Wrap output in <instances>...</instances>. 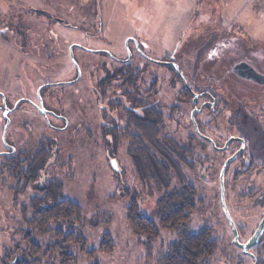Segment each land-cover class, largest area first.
Here are the masks:
<instances>
[{
  "label": "rangeland",
  "instance_id": "1",
  "mask_svg": "<svg viewBox=\"0 0 264 264\" xmlns=\"http://www.w3.org/2000/svg\"><path fill=\"white\" fill-rule=\"evenodd\" d=\"M41 11L44 14H41ZM46 12L53 17H47ZM101 14L104 15V24L108 26L112 44L103 41L93 43L91 40L99 34L101 19L98 16ZM142 15H147L148 18L140 23ZM57 19H63V22L56 21ZM133 26L142 27L141 31L145 27H158L159 30L156 31L158 33H154L157 34L156 41L167 44L169 50L180 44L185 46L189 43L191 53L188 51L190 54L186 55L184 58L186 60L181 61L186 73L193 71L197 59L202 55L205 59L200 60V63L203 66L208 64L206 65L208 69L218 63L222 65L219 68L220 73L217 74L223 79L229 76L227 70L230 66L237 60L248 57L247 54L256 57L253 61L264 71V0H0V31L6 28L5 38L2 39L0 35V42L9 44L17 53L13 64L8 65L7 58L15 53L12 48L0 46V74L2 77L10 75L11 78L15 75L17 76L15 79L18 77L22 79L27 75L26 79L30 76L35 84L40 85L55 78L50 77L55 76L52 72L54 71L52 62L59 59L61 62L58 61L57 65H62L63 68L61 78L71 79L76 73L69 59L71 43L88 44L89 47L97 49H119L124 45L123 34L130 32ZM175 33L177 35H174ZM22 44L28 53L25 56L18 49V45ZM75 53L82 64V81H79L70 92H62L61 97L55 92L48 98L51 102L48 103L49 110L57 107V103L59 106L63 104L61 107L65 111L67 121L64 122L60 117H52L51 114L49 118L38 115L39 119L35 121L40 124L38 130L63 136L65 138L63 149L71 148L63 158L65 162L73 158V176H67L66 171L61 173L62 170L57 173L59 178L68 183L65 187L66 192L64 191L65 197L76 200L82 206L83 222L78 233L86 238L87 249L98 250L100 243L107 236L112 239L115 246L113 252L97 251L95 257L91 259L86 253L79 251V247L71 245V251L76 256V261L72 264H157L159 255L177 238L178 233L171 229H161L160 238L153 243L149 254L145 236L136 234L130 227L126 216L133 201L139 204L145 215L158 222L157 201L161 193L153 186L149 188L141 183L127 154L126 144H120L115 147L116 149L113 147L111 153L108 152L102 139L103 124L97 114L98 107L93 104V97L84 91L87 74L85 66L91 61V54L78 48L75 49ZM22 56L25 59L21 69L20 65H17L18 59ZM189 57L192 60H189ZM157 72L163 76L161 97L167 102L168 97L164 93L169 94L170 90L169 71L167 68H157ZM97 74H100V70ZM14 82L15 85L18 84L17 79ZM227 101L232 102L230 99ZM184 113L189 115V107ZM2 114L0 111V126L3 123ZM15 117L18 121L17 128L25 130L26 126H21L23 114L15 113L13 118ZM229 117V113H222L218 117V126L211 125L217 136L220 132L224 133L223 143L230 132ZM244 118L245 115L242 117L243 123ZM51 125H54V128ZM180 132L182 136H186L188 130ZM194 157L197 160L195 171L185 164L182 168L190 180L199 185L201 189H198L199 197L203 199V203L196 207L190 228L197 231L207 223L218 240L210 264H256L254 247L245 251L234 243L232 222L222 210L219 196L214 198V190L212 192L211 189L215 188L217 194L219 193L217 179L220 166L225 162L227 155L216 154L209 145L206 149L198 145L195 147ZM112 159L117 160L116 170L111 165ZM206 161L210 162L207 163L210 165V172H206L205 181L201 179L200 163ZM121 171L124 173L123 180L130 190L124 188L117 176V172ZM225 183L226 187L229 186L228 175L225 176ZM180 184L176 178L174 185ZM247 186L244 180H240L234 189L228 191L225 200L241 243L254 233L264 213V210L255 206L252 200H242L238 197V192L248 190ZM6 210L8 216L14 217L10 223L5 220L3 222L0 218V264H3L1 257L3 248L14 244L12 237L20 240L19 234H14L10 229L18 228L19 223H23L18 209L14 210L11 206ZM2 230L5 232L1 233ZM35 238L41 243L49 240L47 235L40 233L36 234ZM51 261L43 264H59L58 259Z\"/></svg>",
  "mask_w": 264,
  "mask_h": 264
},
{
  "label": "flooded vegetation",
  "instance_id": "2",
  "mask_svg": "<svg viewBox=\"0 0 264 264\" xmlns=\"http://www.w3.org/2000/svg\"><path fill=\"white\" fill-rule=\"evenodd\" d=\"M41 14L44 13L41 11ZM46 16L53 17L48 12ZM98 17L101 19L99 34L91 38L92 42L103 41L112 44L108 26L104 24V15L101 14ZM146 17L147 15H142L140 23L148 18ZM56 21L62 23L63 19ZM141 28L133 26L130 32L123 34L124 45L119 49H97L89 47L88 44L71 43L69 59L76 70L75 77L71 79L61 78L63 68L62 65H57L59 59L52 62V69L54 68L52 72L55 76L50 77L55 78L40 85L35 84L30 76L26 79L27 75L24 76V74L22 79L16 78L18 84L15 85L14 80L17 76L2 77L0 74V111L3 113V123L0 126L2 127L0 131V218L3 222L5 220L10 223L14 215L8 216L6 209L12 206L14 210L20 211L23 220L18 228L10 229L14 234H19L20 240H16L13 236L14 244L3 248L1 256L3 264H13L17 259L23 258L22 253L30 246V241H37L35 237L39 232L33 229V215L35 210L46 208L49 194L57 193L61 195V199L79 203L65 197L64 191L68 183L59 178L57 173L62 170L61 173L66 171L67 176H73V158H69L66 162L63 158L67 156L71 148L63 149L65 138L47 134L45 130H38L40 124L35 121L39 119V116L49 118L50 114L52 117L62 118L64 122L67 121V116H64L65 111L61 107L63 104L60 103L62 105L59 106L57 103V107L49 110L48 103L51 104V102L48 98L55 92H58V97H61L62 92H70L79 81H82V64L75 53L77 48L91 54V61L85 66L87 74L84 91L93 97V104L95 103L98 107L97 114L103 124L102 139L108 152L111 153L113 147L117 148L120 144H126L127 154L145 187L151 186L143 178L144 166L149 169V164L143 162L142 152L146 146L152 147V153L158 161L165 160V153L167 154L171 175L169 185L173 188L184 186L195 192L196 201L200 205L203 203V199L199 197L201 189L190 180L187 173L183 171L182 165L185 164L186 167L195 171L197 166V160L194 157L195 147L200 145L206 149L209 145L216 154L227 155L225 162L220 166L217 179L219 195L217 189H211L212 192L214 190V198L219 196L221 208L228 215L232 225L235 224L229 216L225 200L228 191L234 189L240 180L247 183L248 190L238 192V197L242 200H252L255 206L264 210V71L260 70L253 61L256 57L247 54L248 57L234 62L227 70L229 76L224 79L217 74L220 73L219 68L222 66L220 63L211 69L207 68L208 64L203 66L200 63V60L205 59L204 55L197 59L193 71L186 73L181 61L186 60L184 59L186 55L191 53L189 43L185 46L180 44L169 50L167 44L156 41L157 34L154 33H158L156 32L159 30L158 27H145L143 31ZM4 29L0 31L2 39L5 38ZM0 46L12 48L5 42H0ZM18 46L22 55L28 54L23 44ZM11 50L15 54L7 58L8 65H12L17 56L14 48ZM24 59L23 56L18 59L17 66L20 65L21 69ZM98 60L99 63H97ZM138 60L139 62H136ZM189 60L192 58L189 57ZM240 64H244L243 67L235 70ZM157 68H167L169 71L170 90L169 94L164 93L168 97L167 102L161 97L163 76L161 77L157 72ZM252 68L260 74L256 76V80ZM98 70L100 74H97ZM230 77L232 78L229 79ZM227 79L229 80L224 82ZM75 91L79 92V90ZM227 99L232 102L229 103ZM188 107L189 115L187 116L184 112ZM15 113L23 114L21 126L25 125V130L17 128L18 121L16 117L13 118ZM222 113L230 114L228 120L230 132L224 143V133L220 132L217 136V132H214L211 127L212 124L218 126V117ZM44 121L47 124L46 120ZM181 130H188L187 135L182 136ZM207 163L210 162L200 163L201 179L205 181L206 172H210V165ZM226 163L228 165L225 167ZM233 164L235 165L232 166ZM111 165L116 170L117 160L112 159ZM122 172H117V176L124 188L129 189L123 180ZM226 175L229 180L227 187ZM176 178L181 182L180 185H174ZM206 185L209 187L207 182ZM263 220L264 213L254 233L244 243L253 237ZM202 226H207V223ZM7 233L11 235L10 232ZM262 235H264V229L260 237Z\"/></svg>",
  "mask_w": 264,
  "mask_h": 264
},
{
  "label": "trees",
  "instance_id": "3",
  "mask_svg": "<svg viewBox=\"0 0 264 264\" xmlns=\"http://www.w3.org/2000/svg\"><path fill=\"white\" fill-rule=\"evenodd\" d=\"M161 153H163L161 151ZM143 162L144 180L156 188L160 193L157 201L158 222L145 215L139 204L133 201L127 210V221L136 234L145 236L147 253L151 254L153 243L160 238L161 229H171L178 233L177 238L162 251L157 264H210L218 245L208 226H202L192 231L190 224L192 216L198 206L195 192L184 186L171 187L170 163L167 154L165 160L158 161L152 147H144ZM47 206L35 210L33 215V229L49 237L48 242L30 241V246L22 253L23 258L13 264H43L58 259L59 264H72L76 256L71 251V245L79 247V251L94 258L97 251L111 253L114 242L107 236L100 243L98 250L86 247V238L78 233L82 227L83 209L79 203L68 199H61V195L54 193L47 196ZM256 250V264H264V235L254 246ZM50 261V262H49ZM98 264V263H95Z\"/></svg>",
  "mask_w": 264,
  "mask_h": 264
},
{
  "label": "water",
  "instance_id": "4",
  "mask_svg": "<svg viewBox=\"0 0 264 264\" xmlns=\"http://www.w3.org/2000/svg\"><path fill=\"white\" fill-rule=\"evenodd\" d=\"M243 65L244 64H240V65H238L237 67H236V69L235 70H238V68L240 69V68H242L243 67ZM252 72H253V76H254V78H255V80H256V76L258 75V76H260V74H258V73H256L255 72V70L252 68ZM250 77V76H249ZM257 80H259V79H257ZM228 165V163H226V165H225V167ZM233 228H234V233H235V239H234V243L237 245V246H239V247H241V248H243V249H250V248H252V247H254L257 243H258V240H259V237H260V235L262 234V232H263V229H264V220L262 221V223L260 224V226L258 227V229H257V231L255 232V234L253 235V237L247 242V243H241L240 241H239V237H238V232H237V229L235 228V226H233Z\"/></svg>",
  "mask_w": 264,
  "mask_h": 264
}]
</instances>
